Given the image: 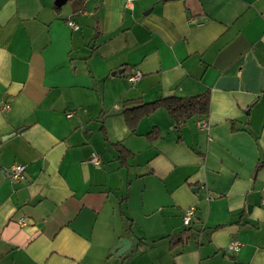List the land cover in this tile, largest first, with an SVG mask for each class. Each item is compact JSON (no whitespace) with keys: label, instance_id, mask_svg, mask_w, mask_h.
<instances>
[{"label":"crops","instance_id":"0c3cea01","mask_svg":"<svg viewBox=\"0 0 264 264\" xmlns=\"http://www.w3.org/2000/svg\"><path fill=\"white\" fill-rule=\"evenodd\" d=\"M55 1L0 0V264H264V0Z\"/></svg>","mask_w":264,"mask_h":264},{"label":"trees","instance_id":"16d2710c","mask_svg":"<svg viewBox=\"0 0 264 264\" xmlns=\"http://www.w3.org/2000/svg\"><path fill=\"white\" fill-rule=\"evenodd\" d=\"M208 104V94L186 100L173 98L163 101H157L148 105L136 106L132 109L125 110L124 115L126 116V119L128 118L129 121H132L133 126H135L141 118L145 117V115L154 111L156 108L163 107L169 112L173 121L178 124L181 121L194 116L206 115L208 112ZM130 117L132 118V120H130Z\"/></svg>","mask_w":264,"mask_h":264},{"label":"built area","instance_id":"2783aa9c","mask_svg":"<svg viewBox=\"0 0 264 264\" xmlns=\"http://www.w3.org/2000/svg\"><path fill=\"white\" fill-rule=\"evenodd\" d=\"M134 1L135 0H124V7L131 9L133 7ZM67 25L72 30L78 29V26L75 25L73 22L67 21ZM139 79H140V74H139V72L136 71L128 77L127 81L130 84H134ZM5 109H8V106H5ZM198 126H199V128H201V130L206 128L204 121H200ZM90 162H91V164H93L95 166H98L100 164L98 157L95 155L91 156ZM24 172H25V166L24 165H21V164L13 165L9 171L10 181L15 182V183L23 181L24 180ZM263 202H264V198H263ZM193 215H194V208L193 207H190V208L185 210V212L182 216V223L185 227L190 225ZM19 225L25 226L26 223L24 220H20ZM240 246H241V244L238 241H231L228 244V246L226 247V251L232 252V253L237 252L239 250Z\"/></svg>","mask_w":264,"mask_h":264},{"label":"water","instance_id":"95a60500","mask_svg":"<svg viewBox=\"0 0 264 264\" xmlns=\"http://www.w3.org/2000/svg\"><path fill=\"white\" fill-rule=\"evenodd\" d=\"M67 0H56L55 5L60 7L66 3ZM130 248V243L128 240H122L118 245L115 246L113 251L111 252L112 256L120 257Z\"/></svg>","mask_w":264,"mask_h":264}]
</instances>
